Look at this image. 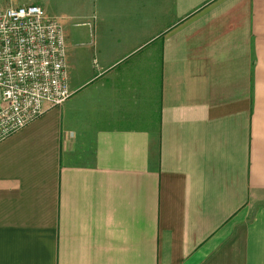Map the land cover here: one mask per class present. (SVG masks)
Listing matches in <instances>:
<instances>
[{"label": "crops", "instance_id": "1", "mask_svg": "<svg viewBox=\"0 0 264 264\" xmlns=\"http://www.w3.org/2000/svg\"><path fill=\"white\" fill-rule=\"evenodd\" d=\"M16 1L69 96L0 141V264H264V0Z\"/></svg>", "mask_w": 264, "mask_h": 264}, {"label": "built area", "instance_id": "2", "mask_svg": "<svg viewBox=\"0 0 264 264\" xmlns=\"http://www.w3.org/2000/svg\"><path fill=\"white\" fill-rule=\"evenodd\" d=\"M68 96L55 19L35 4L0 8V141Z\"/></svg>", "mask_w": 264, "mask_h": 264}, {"label": "rangeland", "instance_id": "3", "mask_svg": "<svg viewBox=\"0 0 264 264\" xmlns=\"http://www.w3.org/2000/svg\"><path fill=\"white\" fill-rule=\"evenodd\" d=\"M13 1H14L13 3H16V4H25V3H23V1H22V2H18V1H16V0H13ZM16 4H15V5H16ZM54 8H55V7H54ZM55 9H56V8H55ZM63 32H64L63 35L66 34V33H65V32H66L65 30H64ZM65 101H66V99H65L63 102H65ZM63 102H62V103H63ZM62 103H61V104H62Z\"/></svg>", "mask_w": 264, "mask_h": 264}]
</instances>
